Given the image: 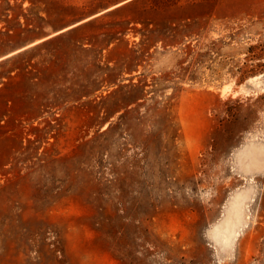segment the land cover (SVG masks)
<instances>
[{"label": "rangeland", "instance_id": "1", "mask_svg": "<svg viewBox=\"0 0 264 264\" xmlns=\"http://www.w3.org/2000/svg\"><path fill=\"white\" fill-rule=\"evenodd\" d=\"M0 264H264V0H0Z\"/></svg>", "mask_w": 264, "mask_h": 264}, {"label": "bare ground", "instance_id": "2", "mask_svg": "<svg viewBox=\"0 0 264 264\" xmlns=\"http://www.w3.org/2000/svg\"><path fill=\"white\" fill-rule=\"evenodd\" d=\"M247 198L246 192L239 193L234 196L230 204L227 206L226 212L223 216V224L221 225V231L225 237L234 232V226L241 223L242 206L244 199Z\"/></svg>", "mask_w": 264, "mask_h": 264}, {"label": "crops", "instance_id": "3", "mask_svg": "<svg viewBox=\"0 0 264 264\" xmlns=\"http://www.w3.org/2000/svg\"><path fill=\"white\" fill-rule=\"evenodd\" d=\"M34 43H36V42H34Z\"/></svg>", "mask_w": 264, "mask_h": 264}]
</instances>
